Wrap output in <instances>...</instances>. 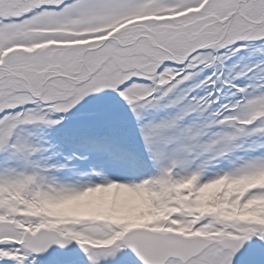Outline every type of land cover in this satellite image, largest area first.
Here are the masks:
<instances>
[{"label":"snow or ice","instance_id":"obj_1","mask_svg":"<svg viewBox=\"0 0 264 264\" xmlns=\"http://www.w3.org/2000/svg\"><path fill=\"white\" fill-rule=\"evenodd\" d=\"M0 264H264V0H0Z\"/></svg>","mask_w":264,"mask_h":264}]
</instances>
